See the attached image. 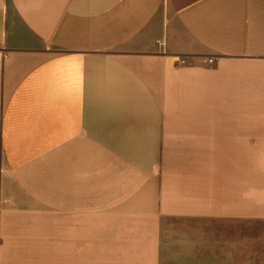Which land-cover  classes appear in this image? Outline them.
Here are the masks:
<instances>
[{
	"label": "crops",
	"instance_id": "1",
	"mask_svg": "<svg viewBox=\"0 0 264 264\" xmlns=\"http://www.w3.org/2000/svg\"><path fill=\"white\" fill-rule=\"evenodd\" d=\"M219 222L196 258L264 264V0H0V264L188 262Z\"/></svg>",
	"mask_w": 264,
	"mask_h": 264
},
{
	"label": "rangeland",
	"instance_id": "2",
	"mask_svg": "<svg viewBox=\"0 0 264 264\" xmlns=\"http://www.w3.org/2000/svg\"><path fill=\"white\" fill-rule=\"evenodd\" d=\"M216 227L217 229L213 227L210 228L208 225H203L201 229L190 234L188 240L184 242V245H175L173 249H176L177 251L178 249L182 248L184 250V257H191L189 258L188 262H186L185 258H183L182 260L174 261L171 264H191L192 262H195V264H210L208 258H205L204 256L196 258L195 256L196 253L198 255L203 249H206L207 252L205 253H210L215 259L217 257L219 261L224 263L227 258L225 252L226 237H231L236 232L241 230L231 228L229 224L221 222H219ZM247 231L251 239L250 248L258 247L259 244H257V241H253V239L264 237V225L259 223H251L248 229H244V232L247 233ZM194 242H201L203 245L196 249V246L193 245ZM256 256V254L253 255V253H251V257Z\"/></svg>",
	"mask_w": 264,
	"mask_h": 264
},
{
	"label": "built area",
	"instance_id": "3",
	"mask_svg": "<svg viewBox=\"0 0 264 264\" xmlns=\"http://www.w3.org/2000/svg\"><path fill=\"white\" fill-rule=\"evenodd\" d=\"M210 61H212V60L210 59ZM178 62H179L180 64H186V59L183 58V57H179V58H178Z\"/></svg>",
	"mask_w": 264,
	"mask_h": 264
}]
</instances>
